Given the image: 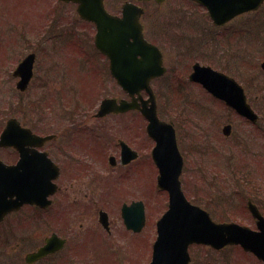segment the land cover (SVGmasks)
<instances>
[{
  "label": "flooded vegetation",
  "instance_id": "obj_1",
  "mask_svg": "<svg viewBox=\"0 0 264 264\" xmlns=\"http://www.w3.org/2000/svg\"><path fill=\"white\" fill-rule=\"evenodd\" d=\"M114 1L101 0V7L109 16L121 18L123 5L126 2L133 3L140 10L139 22L144 38L161 51L162 63L166 68L165 75L168 72L163 53L165 51L147 36L146 20L153 18L159 10H165L161 13L165 15L163 17L166 19L171 17L172 20L156 22L167 23L172 27L192 28L190 22L193 21H180L177 18L180 11H187L192 18H195L193 13L202 11L203 24H212L205 8L193 0H123L120 4ZM80 5L92 6V8L95 6L93 0H85L83 3H80V0H0V89L16 85L18 78L13 75L16 65L31 53L34 55L33 73L27 89L32 85L39 52L28 49L16 61L14 50H17L16 47L20 49V44L26 42H31L33 47L38 46L41 50L42 31L48 37L60 41L64 34L63 28H68L66 30L68 33L69 28L83 27L87 29L88 36L85 37L88 41L93 39L95 25L92 20L79 15ZM167 12L170 16L166 15ZM256 13L257 11L242 12L225 24L215 27L219 30L220 55L227 57L225 60L227 64L237 66L238 54L234 48H237L240 42L246 44L249 53L254 51L255 38L251 28L255 23ZM160 19L158 17V20ZM190 37L181 38L177 44L185 45ZM203 39L206 43L207 39L205 37ZM11 44L17 46H11L12 50ZM47 54L51 56L50 53ZM73 54V52L55 53L56 62L52 63L54 68L49 69L48 72L54 69L65 73L76 72L89 80H94L93 87L102 82V77L99 76H105L109 79V83L113 84V91L107 92L101 99L109 97L117 104L123 101L125 104H133L135 108L122 112L115 111L99 117L95 114L98 107L96 106L95 111L89 116L74 115L70 118L57 116L54 120L53 133H42V138H46L42 141L40 149L42 167L56 169V177L52 182L54 193L45 199L48 202L43 204L41 209L24 205L17 212H10L3 217L0 221V264H95L96 262L103 264L99 260L104 256L112 258L113 262L108 264H143L144 262L143 231L149 225L152 228V223L148 221L146 215V203L142 197L147 189L142 185L144 130L142 99L145 96L143 91H140L132 99L123 92L110 76L106 56L98 54L100 60L98 62H95L93 57H89L90 60L86 61L87 67L80 69L78 65L83 63V58L79 62L77 58L74 59ZM191 56L187 52L184 54L183 58L188 59L189 62L188 67L180 72L176 80L169 79L165 84L169 90L172 87L180 90L184 89L182 87H187L186 90L192 88L193 92L199 93L202 102L197 100L195 105V102L184 101L179 104L176 100H171V105L175 104L174 108H185L184 112L187 111V107L207 108L204 115L201 114L199 117L200 128L202 132L210 135L214 130L212 125L217 126L216 120L212 115L214 112L209 109L210 106L202 107V103L204 105L207 102L211 103L221 109V112L223 110L221 115L226 116L223 126L230 125L232 134L234 123L228 116L238 118V115L222 101L207 93L200 84L190 82L189 75L197 63L210 66L232 78L237 73L230 71V74L222 67L205 64L198 60V55L197 60L191 61L193 60ZM43 63L46 62L42 61V65ZM43 73L47 74V69ZM253 88L257 92H264V81L260 86L254 84ZM259 98L257 94L247 95L249 106L259 117L256 123H250L239 117L251 127L253 163L255 157H261L264 161V146L259 150V154L255 155L254 131L257 130L264 139V121H262L264 100L258 104ZM187 100H189L188 96ZM10 117L13 116L0 117V133ZM43 119L46 122L51 121L42 110ZM66 121L69 124L63 128ZM169 123L177 134L175 124L170 120ZM219 129L220 127L215 131V135L219 134ZM86 146H89L90 153L82 154L81 152L84 151L82 147ZM17 160L18 154L12 147L0 148V161L3 164L12 166ZM216 168H188L186 182L191 184L190 187L194 188V193L198 196L188 197L185 194L187 201L202 208L216 223L231 222L247 227L253 234L261 232L260 219L264 221V167L225 169L228 177L226 179ZM150 182L152 185L153 176ZM149 191L148 194L151 195L152 189ZM201 195L204 196L200 197ZM142 203L145 206V224L137 211V205L141 206ZM210 234L213 241H216L214 233L210 232ZM49 240L53 241L52 252L32 263L25 262L24 258L28 253L45 246ZM34 243H36L35 247ZM253 249L264 250V237L262 243L253 240L245 246L241 243H233L218 248L214 243L191 244L188 247L187 264H264V258L258 256ZM122 253L127 260H119ZM146 256L148 257V253Z\"/></svg>",
  "mask_w": 264,
  "mask_h": 264
},
{
  "label": "rangeland",
  "instance_id": "obj_2",
  "mask_svg": "<svg viewBox=\"0 0 264 264\" xmlns=\"http://www.w3.org/2000/svg\"><path fill=\"white\" fill-rule=\"evenodd\" d=\"M122 1L123 0H115L114 2L120 4ZM164 11L165 10H159L153 15V18L146 20L145 26L147 36L165 51L163 52L164 58L168 65L166 76L155 80L152 83V87L157 100L158 115L166 121H172L177 129L179 148L185 160L183 173L181 175V183L184 192L188 197L193 195L198 196L194 193V188L192 189L190 187L191 184L186 182V179L188 178V168L194 167V169H199L201 167H217L216 169L219 170L218 173H221V176L226 179L228 177H226L227 174L225 173V169L229 170L233 167H249V160L252 158V146L250 140L251 127L241 119L229 115L228 117L231 118L234 123L233 131L231 137L228 139L224 138L221 135V127L226 120V116L221 115V113L223 114V110L221 112V109L208 103L207 99L206 105L202 103V107L207 106L209 108L210 106L209 109L214 112L212 115L216 120L217 126L212 125L214 130L211 134H205L201 131L199 117L201 114L204 115L207 108L202 109L195 106L187 107V111L184 112L185 108H174L175 104L171 105L170 103V99H172L176 100L179 104H182L184 101H191L195 102L196 105L197 100L201 101L199 93L193 92L194 89L192 88L186 90L187 87H182L184 89L181 90L172 87L171 90H168L166 89L167 84H165V81L169 79L176 80L180 72L186 70L189 62L188 59H184L183 57L187 52L188 55H192L191 59L193 60L191 61H194L195 59L197 60L198 55V60L205 64L208 63L214 67H222L228 73H230V71L236 72L237 75H232L242 83L246 94L249 96H254L255 94L259 95L260 100L258 99V104H261V101L264 100V92L255 91L253 85L257 84L260 86L264 81V73H262L259 68L260 61L264 59V48L262 49L261 45H258L257 43L258 41H261L262 37H264V6L255 14V23L251 28V33L254 35L256 42V45L254 44V51L249 53L244 42H240L237 44V48H234V51L238 54L237 66L234 64L233 66L227 64L225 61L227 57L220 55V48L218 45V43H220L218 38L219 30L215 27L213 28L211 23L203 24L201 21L203 18L202 11L197 14L193 13L195 18H192L187 11H180V15L177 18L180 19V21H193L190 22L192 23V28L188 26L172 27L167 23L163 24L161 22H156L172 20L171 17L167 19L163 17L165 15L161 13ZM166 15L170 16L169 12H167ZM158 17L161 19L158 20ZM193 25L198 26L194 27ZM81 31H83L82 28L74 29V39L72 37L73 41L76 39H83ZM65 35L66 31L59 39V44L57 39L54 37H48V35L42 31L41 50L38 46L33 47L34 45L32 46L31 42L20 44V49H18L19 47H16L17 50H14L16 51V61L22 53H25L28 49H32L39 52L38 65L36 66L32 85L23 94L17 92L13 85H11L10 88L7 86L6 88L0 89V117L2 115L14 116L24 126L29 127L32 131L40 135H42V133H53L55 129L54 120L57 116L61 118L64 116L70 118V116L73 117L74 115L89 116L95 110L101 97L105 96L107 92L113 91V84H110L109 79L102 75L99 76V78L102 77V82L93 87L94 80H86L85 76H81V74L76 72L65 73L64 71L61 72L59 69L57 71L54 69V71H51L50 73L48 72L49 69L54 68L53 64L56 62V51L62 52V54L70 53V49L67 48L68 45H65L64 43ZM190 35L192 36L190 37ZM185 36L190 37L186 40L187 43L185 45H181L180 43L177 44V41ZM204 37L207 39L206 43H204ZM66 41L69 42L67 39ZM88 43L90 44V46H88L89 50L94 51L91 43L89 41ZM13 45L15 46V44H11L10 48ZM84 48H86L85 44ZM49 51L51 56L47 54ZM73 55L74 59L77 58L78 61L81 62L84 51L82 48H75ZM42 61L46 63H43L42 65ZM83 67L84 66L81 65L79 68L82 69ZM45 69H47V74L43 73ZM92 87L93 89L88 93L87 89ZM187 96L189 97V100H187ZM8 101L10 102L6 106ZM11 103L12 107L10 108ZM77 105L79 107H77ZM42 110L46 113L47 119L51 121L46 122L45 119L42 120ZM224 115H226L225 112ZM184 116H187V118L184 119ZM262 121H264V119H262ZM68 124V121H66L63 128ZM219 127V134L215 135V131ZM254 138L255 155H257L259 154V150L263 149L264 139L257 130L254 131ZM142 139V185L147 187L145 192L148 194L150 193L149 190L152 188L150 181L152 176L154 177L155 172L150 161V151L153 142L145 135V123ZM82 148L84 150L81 152L82 154L90 153L89 146ZM257 160L258 158L255 157V167H264L263 161L260 160V165H258ZM145 192L142 197L146 203V215L149 218L148 221L151 223L156 216L155 213H161L166 197L162 192H159L157 197H153L149 194L147 195ZM202 196L204 195H201L200 197ZM154 239L155 233L153 228L149 225L143 231V264H146L150 260L149 253H151V244ZM14 241H16V239ZM35 244L36 243L33 244L34 247ZM147 253L148 257L146 256ZM135 255L136 250L134 251V258ZM119 260L124 261L127 259L124 258L122 253ZM99 261L103 262V264L113 262L112 258L109 256H104ZM95 264H97V262Z\"/></svg>",
  "mask_w": 264,
  "mask_h": 264
},
{
  "label": "water",
  "instance_id": "obj_3",
  "mask_svg": "<svg viewBox=\"0 0 264 264\" xmlns=\"http://www.w3.org/2000/svg\"><path fill=\"white\" fill-rule=\"evenodd\" d=\"M205 4L216 24H221L237 12L241 11L235 5V0H199ZM263 0H250L248 9L257 8ZM136 20V19H135ZM111 25H115L111 23ZM116 26H111L114 30ZM118 28V27H117ZM103 43L97 45L104 53L110 56L112 74L125 89L130 90L128 80H140L142 86L148 93L147 82L150 78L161 74L159 68L160 58L157 50L147 45L141 38V32L137 21L126 20L119 31L110 33L108 25L100 28L99 38L108 37ZM116 37V38H115ZM133 38L130 43L129 39ZM148 48V49H147ZM146 51L153 52L156 56L146 55ZM140 54L141 58L135 60V55ZM158 58V60H157ZM152 60L155 61L153 64ZM33 56H28L17 68L15 75H19L20 81L17 88L24 91L31 77ZM123 66V67H122ZM261 67L264 69V62ZM118 68H126L127 71L120 74ZM131 69V70H130ZM130 71V72H129ZM214 74L212 84H205L206 88L216 97L226 101L239 114L254 119L255 115L245 103L242 89L231 80L229 85L223 83L218 89L217 74L209 68L196 73V80L205 76V72ZM194 73V75H195ZM109 100H105L101 106L102 110L110 107ZM150 119L148 133L156 141L157 145L153 150V157L159 169L158 186L166 190L169 195V206L167 212L157 222V239L153 245L152 261L150 264H186L188 257L187 246L192 243H211L210 232L216 233L219 244L237 242V231L231 224L211 225L207 216L193 208L185 200L180 188L179 175L182 169V157L176 145L174 130L171 126L159 122L154 113H146ZM229 127L224 128L228 134ZM42 145V137L34 135L29 129L22 128L15 119L8 121L6 128L0 137V146H14L19 151L20 159L15 167L9 169V180L0 183V219L9 211L16 210L23 203H31L42 206V193L45 183L42 181V171L48 167H42V153L36 151L35 147ZM25 176H24V175ZM25 182L23 184V177ZM51 177H46L49 181ZM241 242L245 245L256 239V236L248 233L245 228H240ZM47 249H40L37 253L28 255L26 261L31 262L42 257Z\"/></svg>",
  "mask_w": 264,
  "mask_h": 264
}]
</instances>
